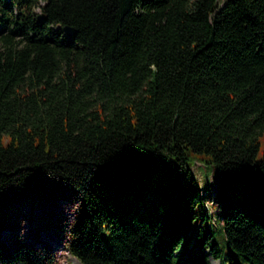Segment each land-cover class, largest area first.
<instances>
[{
    "label": "trees",
    "instance_id": "obj_1",
    "mask_svg": "<svg viewBox=\"0 0 264 264\" xmlns=\"http://www.w3.org/2000/svg\"><path fill=\"white\" fill-rule=\"evenodd\" d=\"M263 134L264 0H0V264H57L52 234L80 264H264ZM194 154L226 260L185 242ZM57 199L70 223L20 232Z\"/></svg>",
    "mask_w": 264,
    "mask_h": 264
},
{
    "label": "rangeland",
    "instance_id": "obj_2",
    "mask_svg": "<svg viewBox=\"0 0 264 264\" xmlns=\"http://www.w3.org/2000/svg\"><path fill=\"white\" fill-rule=\"evenodd\" d=\"M223 1L224 0H217L219 4H221ZM263 154L264 134L259 137V146L256 152V158H261ZM193 157L194 158L191 162L190 169L196 183L201 188L200 190L203 193V202L207 213V219L201 222L197 217L193 223L191 231L185 237V242L189 246L194 245V248L197 251H201L202 242L206 236L207 230L211 229L214 234L210 238L213 237L220 246L219 259L226 260L229 249L224 241L223 230L218 219V213L209 198L211 197V190L214 186L211 168L208 166L206 167V165L201 162L199 154H194ZM241 190L245 191V189L242 187ZM44 208V210L36 209L35 206L30 204V202L23 203L21 207H18V214L14 217V221L18 224V229L23 235L31 234L34 230L42 227L44 223L48 222L50 217L47 215H49V213H52V215H56L57 217H63L66 223H70L73 220L74 207L64 199H57L51 206L47 205ZM198 229L199 231L197 232ZM47 239L55 252L57 264H80L75 257L69 254L63 242L58 240L56 235L52 234L47 237ZM203 249L204 251L208 250L207 247H204ZM218 263V259H214L211 256H209L206 261V264Z\"/></svg>",
    "mask_w": 264,
    "mask_h": 264
},
{
    "label": "water",
    "instance_id": "obj_3",
    "mask_svg": "<svg viewBox=\"0 0 264 264\" xmlns=\"http://www.w3.org/2000/svg\"><path fill=\"white\" fill-rule=\"evenodd\" d=\"M63 30H64V33L66 35H72L74 33V29L73 27L69 26V25H64L63 26Z\"/></svg>",
    "mask_w": 264,
    "mask_h": 264
}]
</instances>
